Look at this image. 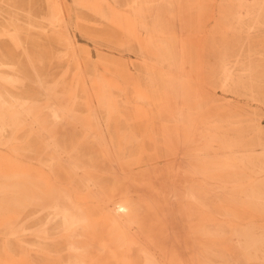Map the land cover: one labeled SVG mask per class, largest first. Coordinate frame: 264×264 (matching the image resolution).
Here are the masks:
<instances>
[{
	"label": "bare ground",
	"instance_id": "bare-ground-1",
	"mask_svg": "<svg viewBox=\"0 0 264 264\" xmlns=\"http://www.w3.org/2000/svg\"><path fill=\"white\" fill-rule=\"evenodd\" d=\"M216 1L0 0V42L21 53L0 48V264H187L156 245L141 218L156 203L135 201L113 168L143 174L149 157L179 156L186 167L153 174L184 176L168 196L189 264H264V117L211 92L264 104V0H220L208 31ZM78 10L138 48L143 72L79 49L71 28L89 22ZM180 15L197 21L176 30ZM43 38L61 46L57 78L41 72Z\"/></svg>",
	"mask_w": 264,
	"mask_h": 264
},
{
	"label": "rangeland",
	"instance_id": "rangeland-1",
	"mask_svg": "<svg viewBox=\"0 0 264 264\" xmlns=\"http://www.w3.org/2000/svg\"><path fill=\"white\" fill-rule=\"evenodd\" d=\"M0 8L5 15L10 13L9 9L6 7ZM220 11V0H217L215 4H208L206 6L202 25L206 26L208 31H212L216 25L214 20H208L209 17L214 15L218 22L220 20ZM78 15L89 22L78 23V29L74 27L71 28V35L79 49L89 51L95 59L103 57L109 61L117 62L123 69L132 68V73L140 74L143 72L142 66L134 60L139 52L138 48L133 46L124 48L119 47L118 42L123 41L120 33L114 31L110 27L95 28L94 25L90 23V21H95V18L85 11L82 12L78 10ZM20 17L25 19L24 16ZM169 19L173 25L172 27L176 30H180L182 27L186 28L194 21H197L196 17H188L185 15H180V19L169 16ZM73 22L75 23V18ZM73 22H71L72 26L75 25ZM177 22L178 24H176ZM3 24L4 20L0 18V27ZM35 35L38 36L39 34L34 33V36ZM43 39L50 44V48L47 52H44L45 64L40 66L41 72L43 75L51 77L50 79L57 78L61 74L64 64L54 57L61 51V46L56 41H50V38L48 40L45 38ZM8 46L9 43L4 41L0 42V48L7 56L16 58L18 55H21V53H15L14 50ZM206 59L214 61L215 57L210 54L206 56ZM23 62L27 66L24 58ZM32 90L38 91L36 86L32 87ZM212 91H216L215 94L221 98L226 96V102L237 105L238 108L244 111L256 110L264 117V104L255 103L246 96L224 93L220 89L211 90V92ZM72 131V128L61 127L59 129V135L62 139H70L71 136H73ZM168 165L174 166L175 168H182L186 167L188 163L182 156L174 157L170 163L161 161L158 164L157 159L149 157L145 166V173L143 174L132 171L125 165L115 164L113 168L119 175L121 189L123 191H128L130 195L134 196L135 201L140 202L142 200H147L153 204L156 203L158 207L156 211L158 212V216L155 214L156 212L144 211L141 213V218L146 227L155 231L154 240L156 245L163 248L168 253H173L182 257L184 261L189 264L194 256L195 248L189 238V231L184 216L181 213L180 205L168 196L169 191L175 184H181L185 180L184 176L180 172L177 179H169L168 177L156 178L153 174L156 171L166 172ZM156 191H160V195H158ZM157 218L162 221L163 225H157V223L156 225H152L156 222Z\"/></svg>",
	"mask_w": 264,
	"mask_h": 264
}]
</instances>
